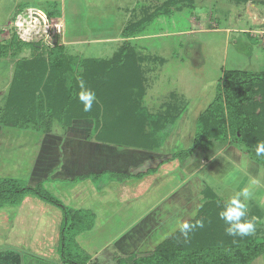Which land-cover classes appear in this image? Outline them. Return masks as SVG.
Returning a JSON list of instances; mask_svg holds the SVG:
<instances>
[{
    "label": "rangeland",
    "instance_id": "374dc122",
    "mask_svg": "<svg viewBox=\"0 0 264 264\" xmlns=\"http://www.w3.org/2000/svg\"><path fill=\"white\" fill-rule=\"evenodd\" d=\"M164 2L79 0L73 5L69 0H0V110L6 92L2 87L8 80L10 82L15 60L31 59L35 52L34 48L25 44L36 43L39 45L36 49L44 51L60 45L76 63L79 58L109 59L119 53L124 42L130 45V49L127 47L129 50L136 52L144 77V91L140 98L143 110L155 116H166L165 120L145 130L146 141L153 149L136 148L152 154L149 155L152 157L148 167L150 175L123 179V183L134 191L147 192L156 182H159L156 185L158 191H163L159 197L151 198L150 204L146 201L141 206L132 205V210L127 211L126 226L137 223V218L146 212V208L157 202V210L149 213L144 222L166 220L160 228H146L144 235L154 229L155 234L148 237L149 242L135 244L134 249L139 251L152 248L158 241V245L164 242L167 238L163 240V236L173 232L177 221L194 219L207 200L201 193L204 186L220 196V200L230 199L242 188L248 187L252 194L246 202L248 210H254L257 203L264 214V166L248 158L247 153L239 151L237 145L228 139L212 141L210 145L214 146L209 147L208 156L203 142V147H196L184 160L172 157L176 151L192 147L197 118L213 100L224 71L264 69V0L180 1L166 13L150 16ZM26 7L42 10L47 19L41 20L34 14H28ZM196 9L203 14L198 15ZM143 17L147 19L140 24L142 30L138 36L123 38V28ZM1 44L7 47L6 57H2L4 49ZM17 48L21 50L15 51ZM11 53L15 54V59H12ZM72 68H75L74 64ZM151 127L156 129L154 136L148 134L152 131ZM40 135L42 133L35 128L1 127L0 175L13 171L12 175L17 177L10 182L11 185L5 182L7 187L12 189L14 184L26 186L29 182L25 170L39 148ZM100 176L101 181L96 180L98 187L103 185L108 189L105 186L111 183L109 173L104 172ZM175 180L181 185L173 190L177 186ZM116 182L115 186L119 187L121 183ZM54 186L55 189L58 187ZM44 187L47 188V184ZM112 189L117 188L113 186ZM178 190L180 194H175ZM112 199L117 200L116 197ZM170 201L174 204L169 205ZM17 204L11 203L6 196L0 197V221L4 219L3 214L12 219ZM140 208L145 210L137 212ZM133 219L137 220L131 222ZM262 222L264 227V215ZM135 227L133 229H137ZM163 227L167 230L166 234ZM260 228L262 226L256 227L252 235H256ZM120 230V226H115L113 232L119 233ZM127 234L133 233L129 231ZM73 246L70 249L73 250ZM104 253L100 262L111 263V250L106 249ZM249 264H264V253Z\"/></svg>",
    "mask_w": 264,
    "mask_h": 264
},
{
    "label": "trees",
    "instance_id": "16d2710c",
    "mask_svg": "<svg viewBox=\"0 0 264 264\" xmlns=\"http://www.w3.org/2000/svg\"><path fill=\"white\" fill-rule=\"evenodd\" d=\"M180 1L189 3L191 0H165L150 16L166 13ZM146 19L143 17L125 26L122 37L138 36L142 30L140 24ZM125 43L119 53L109 59L79 58L78 63L73 62L60 45L44 51L37 50L36 43L25 44L35 52L31 59L15 60L10 82L5 84L8 87L0 110V125L35 128L37 132L47 133L53 123L67 129L73 120L87 119L92 122L91 139L123 147L153 149L146 141L145 130L156 126L166 116H155L143 110L140 103L144 91L142 68L136 52L129 50L130 45ZM1 47L4 49L2 57H6L7 47ZM14 56L11 53L12 59ZM78 77L96 93L91 111L85 112L78 100ZM151 129L148 134L154 136L156 129ZM194 135L192 147L176 151L172 157L184 160L196 147H203V142L207 147L212 141L228 139L238 150L264 166V157H257L255 153L257 143L264 142V69L224 71L213 100L197 118ZM11 181L14 180H0V197L6 196L11 203H19L26 194H32L60 208L63 219L59 228V255L71 263L83 264L68 256L73 254L70 246L75 244V236L83 229L75 219L82 212L68 209L41 185L14 184L11 189L5 183L11 185ZM201 193L207 200L188 223L203 220L204 227L190 231L187 236L176 230L150 256L134 258L133 264H249L264 253V214L260 206L255 204L254 210L249 209L246 219L259 218L257 227L262 226V231L257 230L256 235L232 237L226 234L227 225L218 215L226 200H220V196L207 186Z\"/></svg>",
    "mask_w": 264,
    "mask_h": 264
},
{
    "label": "crops",
    "instance_id": "0c3cea01",
    "mask_svg": "<svg viewBox=\"0 0 264 264\" xmlns=\"http://www.w3.org/2000/svg\"><path fill=\"white\" fill-rule=\"evenodd\" d=\"M78 1L69 0L73 5ZM7 87L8 84L2 88L6 91ZM1 127L3 126L0 125V131ZM91 128V122L87 119H75L67 129L53 123L50 132L40 135L39 148L25 170L26 178L29 180L26 183L27 186L41 185L68 209L82 212L75 219L83 229L75 236L73 250L70 249L73 254L68 256L83 264H133L134 258L150 256L159 241L152 248L140 251L134 249L135 244L147 242L157 226L160 228L166 222L163 219H155L153 223H151L153 220L144 222L145 217L157 207L158 203L152 202L151 207L149 205L146 212L137 218L139 219L137 223H129L127 226L124 223L128 218L127 211L132 210V205L141 206L146 201L150 204L151 198L159 197L163 192L158 191L156 187L159 182L151 188L153 191L149 189L147 192L134 191L123 183L124 177L134 176L138 179L150 175L151 170L148 167L152 157L149 155L152 154L136 148L91 139L89 138ZM210 146L206 148L207 156ZM237 157L241 156L238 154ZM143 163L147 166L144 167ZM104 172H108L111 178V183L105 186L108 189L103 188V185L98 187L96 183L98 179L101 181L99 175H103ZM12 173L13 171H6L0 175V180L17 178ZM116 180L121 183L119 187L115 186ZM168 180L171 186V181ZM175 182L177 186L173 190L181 185L177 180ZM45 184L47 188L44 187ZM54 185L58 187L55 189ZM113 186L117 189L113 190ZM177 193L180 194L179 190L175 194ZM115 197L117 200L112 199ZM171 204L174 203L170 201L169 205ZM17 205L12 219L3 214L4 219L0 221V264H75L59 255V228L63 219L60 208L32 194H26ZM1 209L2 206L0 211ZM142 210L145 209L140 208L137 212ZM136 220L133 219L131 222ZM115 226H120L119 233L113 232ZM130 226L132 227L128 229ZM134 226L137 229H133ZM149 226L156 228L144 235ZM129 231L133 234H127ZM166 232V228L163 227V233ZM173 232L163 236V240L169 238ZM131 246L133 249H130ZM120 248L130 251H122ZM106 249L111 250L109 253L111 263L100 262Z\"/></svg>",
    "mask_w": 264,
    "mask_h": 264
},
{
    "label": "clouds",
    "instance_id": "9594fccd",
    "mask_svg": "<svg viewBox=\"0 0 264 264\" xmlns=\"http://www.w3.org/2000/svg\"><path fill=\"white\" fill-rule=\"evenodd\" d=\"M198 15H202L200 9H196ZM80 91L77 93L78 100L83 104L85 112L91 111L93 103L96 101V93L91 88L86 87L82 77L77 78ZM257 157H264V142H258L255 148ZM251 192L248 187L242 188L234 196L224 202V206L218 215L225 222L227 227L225 232L232 237H244L255 233L257 221L259 218L253 216L251 219H246L248 216V204L251 199ZM204 221L196 220L194 224L188 222L177 221L176 228L179 229L182 235L187 236L190 231L196 228H203ZM173 229V231L176 230Z\"/></svg>",
    "mask_w": 264,
    "mask_h": 264
},
{
    "label": "built area",
    "instance_id": "2783aa9c",
    "mask_svg": "<svg viewBox=\"0 0 264 264\" xmlns=\"http://www.w3.org/2000/svg\"><path fill=\"white\" fill-rule=\"evenodd\" d=\"M26 10H28V14H34L36 17L40 18L41 20H44L45 18L47 19L46 14L38 8L37 9L26 8Z\"/></svg>",
    "mask_w": 264,
    "mask_h": 264
}]
</instances>
